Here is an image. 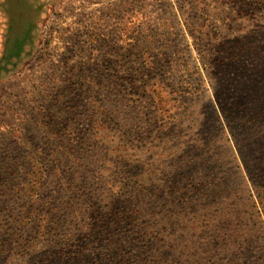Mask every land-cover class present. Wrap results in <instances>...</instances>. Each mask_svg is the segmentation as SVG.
I'll use <instances>...</instances> for the list:
<instances>
[{"label":"rangeland","instance_id":"obj_1","mask_svg":"<svg viewBox=\"0 0 264 264\" xmlns=\"http://www.w3.org/2000/svg\"><path fill=\"white\" fill-rule=\"evenodd\" d=\"M10 1L0 0V240L4 216L21 217L2 204L20 186L42 183L33 211L50 216V233L70 211L64 187L74 203L113 186L123 207L134 190L144 198L139 222L170 261L264 264V180L254 188L245 167L264 164V0ZM67 156L94 172L71 180ZM246 233L256 240L243 244ZM24 238L26 254L7 242L0 264L51 242Z\"/></svg>","mask_w":264,"mask_h":264},{"label":"trees","instance_id":"obj_2","mask_svg":"<svg viewBox=\"0 0 264 264\" xmlns=\"http://www.w3.org/2000/svg\"><path fill=\"white\" fill-rule=\"evenodd\" d=\"M242 98L243 95H241ZM64 159L72 162V172L69 175L71 180L80 177L85 170L88 173L90 171V174L94 172L88 166L85 168L76 156L72 158L67 156ZM245 167L252 186L259 188L256 179L261 177L264 180V164H259V167L254 170L249 169L247 165ZM41 184L39 180L36 185L29 188L28 183L20 186L13 195L7 194L8 197L2 201L4 209L14 204L20 205L21 217L4 216L5 221L10 224L4 233L5 237L2 241L0 240V255L7 242H13L20 253L26 254L24 246L27 245V239L24 238V233L30 230L44 236L50 235L48 240L51 242L46 248L34 250L33 257L24 264H181L178 260L170 261V254L165 258L163 252L155 248L154 241L148 238L151 233L147 232V228L139 222L145 216L138 211L144 198L139 202L135 190L131 197L132 206L128 203L123 207V200L120 199L122 190H115L113 186L103 188L102 192L92 188L87 192L84 190L82 193L85 198L74 203L70 187H64L65 191L70 190L67 193L66 203L67 208H70L72 212L64 210L59 220L54 221L56 230L50 233L44 228L50 216L43 212L34 214L33 211ZM146 192H148L147 188L141 187L140 193ZM78 202H81L79 207H74V204ZM77 212L78 214L72 215ZM137 214L140 215L138 218H136ZM147 227L152 229L156 225L150 224ZM0 235H3V228L0 229ZM255 240L251 234L246 233L241 236L243 244ZM157 242L164 244V239Z\"/></svg>","mask_w":264,"mask_h":264},{"label":"crops","instance_id":"obj_3","mask_svg":"<svg viewBox=\"0 0 264 264\" xmlns=\"http://www.w3.org/2000/svg\"><path fill=\"white\" fill-rule=\"evenodd\" d=\"M9 1H10V0H9ZM10 4H11V7L13 8V7H14L13 1H10ZM27 13H28V12H27ZM29 19H30V14L28 13V16H24V17L22 18V21L20 22L21 25H22L23 23H26L27 21H29ZM21 25H20V26H21ZM2 26H4V24H3ZM3 36H4V29L1 28V29H0V42L3 41V39H4Z\"/></svg>","mask_w":264,"mask_h":264}]
</instances>
